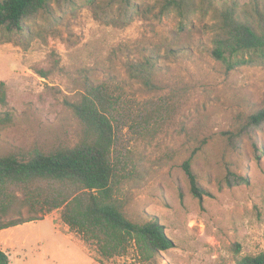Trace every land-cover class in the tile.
<instances>
[{
  "label": "rangeland",
  "instance_id": "1",
  "mask_svg": "<svg viewBox=\"0 0 264 264\" xmlns=\"http://www.w3.org/2000/svg\"><path fill=\"white\" fill-rule=\"evenodd\" d=\"M69 3H53L12 42H3L0 29V83L8 91L2 111L14 116L11 126L0 128V153L78 142L81 124L65 102L83 90L84 70L98 79L112 70L128 82L126 102L115 114L114 159L122 175L146 172L140 180L122 178L114 196L124 202L129 220L158 218L174 242L148 264H237L264 252V124L248 122L264 107V60L228 70L212 55L198 18V28L183 33L173 16L129 20L114 11L116 23L110 24L95 17L96 6ZM170 48L179 49L176 57H168ZM155 52L163 56L164 86L145 93L128 80L126 68ZM158 108L163 125L156 121ZM188 159L205 190L201 200L183 169ZM44 218L0 231V248L10 264L133 262V251L100 259L95 247L62 221L61 210Z\"/></svg>",
  "mask_w": 264,
  "mask_h": 264
},
{
  "label": "trees",
  "instance_id": "2",
  "mask_svg": "<svg viewBox=\"0 0 264 264\" xmlns=\"http://www.w3.org/2000/svg\"><path fill=\"white\" fill-rule=\"evenodd\" d=\"M77 0H0V29L3 42L13 41V35L22 33L34 17L50 12L53 3ZM94 8L95 17L114 24L111 15L119 11L132 20L135 16L151 14L156 18L173 16L179 32L198 28L207 34L212 44V55L226 64L228 70L254 60H264V0H82ZM170 48L168 57H176ZM245 54L250 55L246 60ZM160 52L143 54L131 61L127 78L141 86L145 93L163 90L164 69ZM89 70V69H88ZM43 78L44 70H36ZM83 90L66 105L79 120L81 134L73 145L60 146L49 151L18 150L0 153V231L26 223L44 220L45 215L61 210L62 221L83 241L95 247L100 259H113L135 252L131 264H148L161 252L174 247L165 226L158 218L144 223L129 220L124 213V202L114 194L124 178L140 180L142 172L120 174L119 162L114 159L116 127L114 120L125 104L127 80L110 70L98 79L90 70H84ZM8 106V91L0 83V128L14 123ZM173 110V105L170 106ZM157 124L163 125L162 110H157ZM161 121L159 122V119ZM248 122L253 126L264 124V107L253 113ZM193 195L202 199L205 190L200 186L192 167V160L183 164ZM19 193L22 197L19 196ZM10 256L0 248V264H10ZM237 264H264V252L247 255Z\"/></svg>",
  "mask_w": 264,
  "mask_h": 264
}]
</instances>
